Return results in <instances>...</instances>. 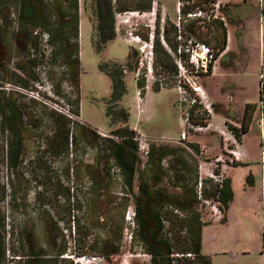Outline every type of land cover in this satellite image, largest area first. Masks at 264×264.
<instances>
[{"label": "rangeland", "instance_id": "obj_1", "mask_svg": "<svg viewBox=\"0 0 264 264\" xmlns=\"http://www.w3.org/2000/svg\"><path fill=\"white\" fill-rule=\"evenodd\" d=\"M178 1L152 0L150 11L115 13L116 36L98 53L93 40L95 0H79L81 62L79 116L74 114V100L77 94L68 81L66 65L61 58L53 55L48 42L49 34L46 32L35 33L40 36V47L32 53L38 60L35 69L38 81L30 84L32 88L24 89L0 81V88L4 86L6 90L16 91L25 96L26 99L23 101L28 106L26 118L28 132L24 136L22 153L12 167L8 166V153L11 151L10 135L0 130V236L4 243L0 253L1 251L4 253L3 264H30V257L42 252L46 257L35 258L34 264L39 260L46 261V264H64L63 260H67L68 264H75L71 257L92 255L104 256L106 258L104 264H151V258L145 255L141 244L133 238L129 241L132 229L125 221V216L129 208L135 209L132 195L124 185L113 179L111 174L113 161L105 154L98 153L92 146L97 141L96 135L87 133L86 139L81 135V127L109 131L106 100L113 92L112 82L100 70V64L102 62L125 64L131 49L137 54L135 46L131 45L130 33L139 36L142 41H145L146 37L149 38L152 33L154 36L152 74L148 75L145 70H140L137 78V68L134 67L135 63L132 64L131 69L125 71L123 78L127 95L119 104L129 115V125L140 130L141 134L135 131L134 140L138 143V155L142 166L146 157L140 150V143H147L148 146L152 143H163L182 147H187L186 144H198L205 150L202 159L197 157L199 179L202 181V200H198L197 209L202 221L206 223L202 229V254L210 259L211 264H264V255L260 254V251L264 253L262 241L264 201H261L260 184L262 175L264 176V123L263 126L259 125L260 117L264 121V15L259 10L257 0H250L239 34L236 27L228 25V32L234 33L237 37L232 43V50L228 54L220 55L214 62L216 66L207 75H179L175 63L178 57L174 54L176 50L174 24L177 19ZM228 11L237 10L228 8V5L222 7L220 16L227 24ZM241 16L238 13L235 17ZM218 22L220 21H216V25ZM165 25L171 30L167 39L164 34ZM224 35H226L224 30L219 27L207 40L214 53L219 52ZM156 42L161 44L157 54ZM164 55L169 58L167 69L161 67L162 63L156 62V58L161 60ZM17 59L14 51L11 62L3 68L5 73L8 70L13 71ZM174 68H177V72ZM20 74L22 76V73ZM138 80L145 81L146 85L143 104L137 86ZM179 80L183 82L191 80L193 84L202 87L205 102L208 101L213 106V115L208 121L210 127L202 132L191 131L186 143L178 142L181 132L185 130L183 124L185 109L179 105L181 95L175 88ZM196 96L200 98L199 94ZM245 104H251L253 107L248 108L245 118L246 125L250 126L251 123V126L239 146L240 160L229 162L227 167L216 165L215 159L225 152L223 132L231 133L224 119L231 126L239 128L243 122ZM48 111L70 116L75 122L71 132L73 138H77V142L73 141L67 158H57L47 151ZM37 116L42 117L44 122L39 131L31 127ZM237 123L239 125H236ZM120 126L116 123L110 127V131ZM98 131L96 134L101 137L111 136L110 131L106 134ZM233 147L235 148V145L231 146ZM37 159L46 162L50 167L53 184L59 186L65 184L69 187L70 205H67L64 196H53L54 190L43 194L45 187L40 186V182L46 185L48 183L45 182V170H39L34 165ZM96 164L102 182L100 184L102 189H98L96 193L102 196L93 197L91 204L98 209V216L88 215L86 212L88 203L85 201L86 198H91L90 194L98 186L92 183L89 171V166ZM66 169L69 170L68 180L63 178ZM103 169L108 172L111 179L107 180L104 177ZM211 174L215 175V178L211 177ZM225 178L232 181L234 199L224 214L219 202L204 198L206 193L213 192L214 186ZM14 198H17L16 202ZM84 225L91 228L89 234L85 236L81 229ZM121 227L122 238L120 241L116 240L119 252L106 257L99 248L108 238H118L117 230ZM126 228L130 231L128 234L125 232ZM96 238L98 243L94 244ZM82 239H86L84 245ZM49 240L55 243L49 246ZM117 244L114 246H118ZM63 248H66V252L59 256ZM185 264L198 263L191 258V262Z\"/></svg>", "mask_w": 264, "mask_h": 264}, {"label": "trees", "instance_id": "obj_2", "mask_svg": "<svg viewBox=\"0 0 264 264\" xmlns=\"http://www.w3.org/2000/svg\"><path fill=\"white\" fill-rule=\"evenodd\" d=\"M152 0H95L94 16V45L98 53L105 48L116 36L114 27L115 13L127 11H150ZM36 32H46L49 34V45L54 56L66 65L69 83L76 91L74 100V114L80 113V13L79 0H0V81L4 84H13L17 87L28 89L30 84L38 81L35 72L37 58L32 53L40 47L39 35ZM171 30L164 26V34L167 36ZM226 34V32H225ZM148 37H146L147 39ZM222 45L218 53L214 54V59H218L227 45V35L222 37ZM169 44V41L167 40ZM156 54L161 48L160 42H156ZM16 47V50L14 48ZM15 53L18 59L15 62L13 71L5 73L4 66L11 62L12 54ZM29 53H31L29 55ZM168 56L157 59V63H162V68L167 69ZM6 63V64H5ZM135 63V65H134ZM132 64L136 66V54L131 49L125 64L105 63L100 64V70L105 73L112 82V94L107 99L106 117L109 127L114 124L121 126L110 131L109 137H101L97 130L81 127L82 137L87 138L89 133L96 135L97 141L92 144L100 154H105L114 165L121 170L123 185L133 197L136 209V229L133 239L139 242L144 251L150 255L151 264H185L193 260L198 264H211L208 257L202 254V229L206 225L202 221L201 214L197 209L198 198L196 186L199 180V161L202 159L203 151L198 144H186L187 147L171 146L163 143H152L149 145L148 155L145 164L142 166L138 155V143L134 140L136 132L129 128L128 113L119 104L127 95V88L124 83L125 71L131 69ZM10 69V68H9ZM177 72V68H174ZM22 73V76L20 73ZM140 96L144 98L146 94L145 81H137ZM159 90L158 88H155ZM25 96L16 91L6 90L4 86L0 88V130L8 132L10 135V153L8 166L12 167L18 161L22 153L24 136L27 134L28 106L23 101ZM33 101V100H30ZM251 104L245 106L243 122L239 128L227 124L228 129L235 135L238 142H242V137L249 130L245 118ZM191 119L194 124L207 126L209 117L200 108L196 107L191 111ZM42 117L32 122L31 127L39 131L42 124ZM47 151L51 155L67 158L70 154L73 141L71 127L75 122L70 116L59 114L55 111H48L46 117ZM88 133V134H87ZM116 138V139H115ZM166 162V165H165ZM34 165L39 170H45V182H40V186L45 187V193L53 196H64L67 205H70V189L65 184L55 185L52 183V175L46 162L37 159ZM240 166L239 164H237ZM92 183L98 186L90 194L91 198H86L88 205L86 212L88 215H97L99 211L95 205L91 204L93 197H101L98 189L101 188V176L96 166H89ZM104 177L109 180L110 175L103 169ZM64 179L68 180L69 170L66 169ZM111 179V178H110ZM165 183V184H164ZM40 186H36L39 188ZM96 193V194H95ZM95 197V198H96ZM234 194L231 181L228 178L222 180L220 184L214 186L213 192L206 193L205 200L213 199L219 202L221 210L225 214L233 201ZM17 198H14V202ZM69 207V206H67ZM175 211H178L176 213ZM68 213L70 211H67ZM98 216V215H97ZM83 235L89 234V225L81 228ZM118 238L110 237L101 246V251L107 257L119 252V245L116 240L122 238V227L117 230ZM115 239V240H114ZM86 239H82V245ZM264 245V234H263ZM55 241H48L49 246ZM87 243V242H86ZM98 243V238L94 244ZM118 246H114V245ZM3 241L0 236V249L3 248ZM84 247L82 251L84 252ZM66 248L61 249L59 256L65 254ZM46 257V254L32 255L30 264H34V259ZM4 253H0V264H3ZM68 264L67 260L62 261ZM36 264H46V261L39 260Z\"/></svg>", "mask_w": 264, "mask_h": 264}, {"label": "built area", "instance_id": "obj_3", "mask_svg": "<svg viewBox=\"0 0 264 264\" xmlns=\"http://www.w3.org/2000/svg\"><path fill=\"white\" fill-rule=\"evenodd\" d=\"M226 5L225 0H179L176 5L177 19L175 22V43L176 50L174 54L178 57L175 62L178 68L179 75L191 74H208L216 66L214 62V50L209 46L207 40L212 37L216 29V21H222L220 16V10ZM259 10H263V0H260ZM131 45L137 51L136 60V76L139 77L140 70H145L148 75L153 72V49H154V36L153 33L149 35L148 41H142L139 36H133L130 33ZM164 43V41H163ZM183 58L185 59L183 61ZM180 92L181 101L179 105H182L185 109L183 116V124L185 130L181 132L179 143H186L188 141V135L191 131L202 132L206 131L210 125L207 126L196 125L191 119V111L198 107L201 113L207 114V117L213 115V106L208 101L205 102V95L202 87H199L191 80L183 82L179 80L175 86ZM203 100H200L196 96ZM140 103V99H139ZM231 132V131H230ZM225 152L219 155L214 163L216 165L226 166L229 162L234 160H240L239 146L235 135L231 133H225ZM235 145V148H231ZM140 150L144 157H147L149 146L147 143L139 145ZM112 177L115 181L123 185V177L121 170L118 166L114 165L111 169ZM211 177L215 178V175L211 174ZM218 179V177H216ZM219 180V179H218ZM222 182V181H221ZM196 195L198 200H202V181L199 179L196 186ZM178 213V211H175ZM125 221L130 225L132 231L128 228L125 229L126 234H129V241L133 238V230L135 229L136 221V209L129 208L125 216ZM264 251V248H263ZM149 256V254L145 253ZM189 258H193L191 254L186 255ZM75 264H104L106 258L102 255L82 256L75 258L71 257Z\"/></svg>", "mask_w": 264, "mask_h": 264}, {"label": "crops", "instance_id": "obj_4", "mask_svg": "<svg viewBox=\"0 0 264 264\" xmlns=\"http://www.w3.org/2000/svg\"><path fill=\"white\" fill-rule=\"evenodd\" d=\"M249 1L250 0H226V5H228V8H236V12H238V13H240L242 16H241V18H237V17H235L238 13H236V12H233V11H228L227 12V22H228V24L227 23H225L224 22V20H222V22L220 21V22H218V24L216 25V30H217V28H221L222 29V31L224 30V32H226V35H227V45H226V48H225V50L220 54L221 56H223V55H225V54H228L231 50H232V43L234 42V40L235 39H237V37L235 36V34L234 33H229L228 32V25H233L234 27H236L237 28V30H238V33L237 34H239V28L241 27V25H243V19H244V13L246 12V7H247V5H249ZM257 4H258V7L260 6V0H257ZM262 13H263V15H264V0H263V10H262ZM209 40V39H208ZM219 58V57H218ZM218 62V61H217ZM217 68V67H216ZM215 68V69H216ZM143 102H144V98H143V101L141 102L142 104H143ZM247 104H245L244 105V110H245V106H246ZM141 111H142V109H141ZM253 117H254V115H253ZM253 117H252V119H253ZM227 120L226 119H224V123H226V124H229V122H226ZM252 121V120H251ZM263 123H264V121H263V119L260 117V119H259V125L260 126H263ZM242 124V123H241ZM127 125L130 127V129H133L134 131H136V132H138L139 134H141L139 131V129L137 128L136 129V127L134 126V127H131L130 125H129V123L127 122ZM236 125H239L238 123L236 124ZM241 126V125H240ZM239 126V127H240ZM250 126H251V123H250ZM250 126H249V128H250ZM228 128V127H227ZM110 127H109V131H110ZM98 131V130H97ZM109 131H107V132H102V131H98L99 133H101V134H106V133H108ZM245 136V134L243 135V137ZM243 137H242V140H243ZM242 143V142H241ZM241 145V144H240ZM202 151H203V154H205L204 152H205V150H203L202 149ZM245 163V162H244ZM242 165H244V164H242ZM241 165V166H242ZM226 167H227V165H226ZM201 169H202V166H201ZM250 173V172H249ZM228 179H230V178H228ZM230 181H231V179H230ZM232 182V181H231ZM255 184V183H254ZM253 184V185H254ZM260 184H261V189H262V196H261V201H264V176L262 175V178H261V181H260ZM231 187H232V183H231ZM233 190V189H232ZM233 194H234V192H233ZM234 199V198H233ZM233 202V201H232ZM231 202V203H232ZM230 203V204H231ZM260 254L261 255H264V253L262 254L261 253V251H260Z\"/></svg>", "mask_w": 264, "mask_h": 264}]
</instances>
